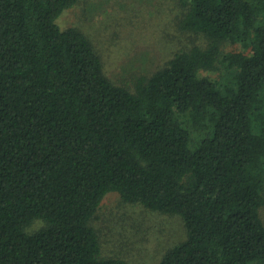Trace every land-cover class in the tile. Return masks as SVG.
I'll return each mask as SVG.
<instances>
[{
  "label": "trees",
  "instance_id": "16d2710c",
  "mask_svg": "<svg viewBox=\"0 0 264 264\" xmlns=\"http://www.w3.org/2000/svg\"><path fill=\"white\" fill-rule=\"evenodd\" d=\"M80 1L0 0V264H128L93 225L111 193L182 218L158 264H264V0H172L133 87L58 24Z\"/></svg>",
  "mask_w": 264,
  "mask_h": 264
},
{
  "label": "rangeland",
  "instance_id": "374dc122",
  "mask_svg": "<svg viewBox=\"0 0 264 264\" xmlns=\"http://www.w3.org/2000/svg\"><path fill=\"white\" fill-rule=\"evenodd\" d=\"M161 2L81 0L63 13L58 24L62 29L84 31L101 55L107 76L118 85L133 87L137 76L153 73L171 58L173 42L163 43L169 34L166 23L171 27L169 18L174 16L173 2ZM164 15L168 19L162 20ZM93 225L101 236L104 258H122L128 264H158L168 250L186 239L181 217L153 215L125 203L117 193L106 196Z\"/></svg>",
  "mask_w": 264,
  "mask_h": 264
}]
</instances>
